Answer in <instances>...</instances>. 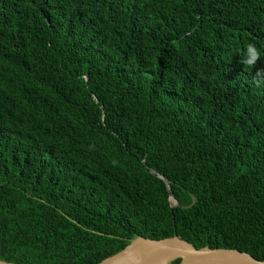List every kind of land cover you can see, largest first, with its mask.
I'll list each match as a JSON object with an SVG mask.
<instances>
[{
	"label": "trees",
	"instance_id": "1",
	"mask_svg": "<svg viewBox=\"0 0 264 264\" xmlns=\"http://www.w3.org/2000/svg\"><path fill=\"white\" fill-rule=\"evenodd\" d=\"M262 70L264 0H0V260L177 234L264 261Z\"/></svg>",
	"mask_w": 264,
	"mask_h": 264
},
{
	"label": "water",
	"instance_id": "2",
	"mask_svg": "<svg viewBox=\"0 0 264 264\" xmlns=\"http://www.w3.org/2000/svg\"><path fill=\"white\" fill-rule=\"evenodd\" d=\"M154 174H159L151 169ZM170 191L173 207L181 206L180 202L171 192L170 182L167 178L159 175ZM173 201H175L173 203ZM181 259L179 264H264V261L256 259L247 252L236 249L196 248L193 244L182 240L177 234L172 238L154 240L139 237L121 252L106 258L99 264H167L173 260ZM0 264H17L0 260Z\"/></svg>",
	"mask_w": 264,
	"mask_h": 264
},
{
	"label": "clouds",
	"instance_id": "3",
	"mask_svg": "<svg viewBox=\"0 0 264 264\" xmlns=\"http://www.w3.org/2000/svg\"><path fill=\"white\" fill-rule=\"evenodd\" d=\"M260 60H261L260 49L254 43L247 44L243 54L241 55V63L247 66L248 68H252ZM262 73H264V70L257 73V76L261 77Z\"/></svg>",
	"mask_w": 264,
	"mask_h": 264
},
{
	"label": "bare ground",
	"instance_id": "4",
	"mask_svg": "<svg viewBox=\"0 0 264 264\" xmlns=\"http://www.w3.org/2000/svg\"><path fill=\"white\" fill-rule=\"evenodd\" d=\"M175 201H173V203H174ZM134 264V263H133ZM155 264H161L160 262H158V263H155Z\"/></svg>",
	"mask_w": 264,
	"mask_h": 264
},
{
	"label": "rangeland",
	"instance_id": "5",
	"mask_svg": "<svg viewBox=\"0 0 264 264\" xmlns=\"http://www.w3.org/2000/svg\"><path fill=\"white\" fill-rule=\"evenodd\" d=\"M167 264H171V262L170 263H167Z\"/></svg>",
	"mask_w": 264,
	"mask_h": 264
}]
</instances>
